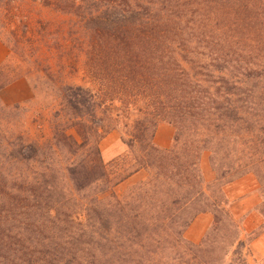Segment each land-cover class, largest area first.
Instances as JSON below:
<instances>
[{
	"label": "trees",
	"instance_id": "1",
	"mask_svg": "<svg viewBox=\"0 0 264 264\" xmlns=\"http://www.w3.org/2000/svg\"><path fill=\"white\" fill-rule=\"evenodd\" d=\"M73 37L78 62L46 76L57 80L55 118L70 114L80 142L58 126L44 146L0 138V264H119L110 226L136 233L140 202L164 193L162 214L202 202L218 224L224 188L248 175L264 220V0H0V39L25 66L3 64L0 91L47 51L64 61ZM160 123L175 131L170 148L154 144ZM117 130L130 154L107 167L99 142ZM31 166L55 173L40 194H29ZM140 171L150 179L120 199L116 187ZM65 181L67 200L56 188ZM68 203L83 215L66 213Z\"/></svg>",
	"mask_w": 264,
	"mask_h": 264
},
{
	"label": "rangeland",
	"instance_id": "2",
	"mask_svg": "<svg viewBox=\"0 0 264 264\" xmlns=\"http://www.w3.org/2000/svg\"><path fill=\"white\" fill-rule=\"evenodd\" d=\"M37 11H41V14L48 20L58 19L40 8ZM11 28L15 29L16 27L12 26ZM0 42L9 53L5 63L10 60L14 67L21 65L22 68H25L21 64L22 60L11 53L10 47L1 39ZM77 47L78 38L73 37V40L69 41L68 53L65 54L64 61L59 58L61 53H57L54 49L45 52L39 58V62L41 61L39 65L35 67L38 69L32 72V75L18 77L0 91V138L3 137L11 141L17 136H22L28 143L44 146L51 140L55 127L58 126L59 130H66L68 136H72L80 142L74 129H71L70 114L64 112L61 114V119L55 118V112L60 110L54 91L57 80L54 76H46L51 69L69 68L71 64H76L77 58L80 57ZM67 55L71 56L67 58ZM161 124L168 125L166 123L159 125ZM113 135L118 138L116 142L121 144L125 151L110 161L104 160L101 153L102 161L107 167H110L119 158L130 154L127 138L121 130L112 131L101 139L99 142L100 151L105 138H108V142L115 143L111 139ZM200 168L205 183L211 184L214 181V173L208 153L203 155ZM5 169L9 172V165H6ZM24 172L30 182L37 181L36 185H32L33 183L30 184L32 186L29 185L30 195L40 194L36 191L41 190V185L49 187L52 182L51 176L55 175L54 172L49 174L39 166L25 167ZM150 177V172L140 171L117 186L114 191L122 199L129 196L134 187L146 183ZM242 180H237L224 188L227 205L219 211L218 224H215L211 213L203 211L206 207L202 202L192 206L187 204L186 207L180 204V208H173L167 214L166 212L162 214V206L168 203V198L162 192L153 194L151 199L140 202V209L137 211V214L140 215L138 224L133 226L136 233L130 234L132 227L126 226L125 221L121 224L116 221L110 226L109 236L117 243L109 245V248L113 251H115L113 248H118V252L115 251L110 256L112 261H118L119 264H128L129 262L136 264H147V262L152 264H264V231L258 237L252 236V233L257 232L264 224V220L258 212V207L262 202L260 187L252 175H248ZM7 181L8 179L4 177L1 182L4 184ZM239 181H241L240 184ZM57 184V194L67 200L72 194L71 185L67 181L63 182V185L59 182ZM37 188L40 190H36ZM241 188L243 189L241 190ZM248 190L254 194L246 196L247 199L253 202L255 200L258 203L253 211L246 214L245 207H242L243 200L239 199V194ZM106 203L111 204L112 201L107 200ZM64 211L83 215L78 207L70 205L68 209L65 207ZM198 211L203 213L197 214ZM202 215H210L212 223L205 231H202L199 241L194 242L190 237L195 238L197 230L190 231V229ZM151 219L157 221L152 227L153 231L149 224ZM162 220H165V223ZM186 222H188L187 227L184 226ZM256 223H258L257 227L250 230ZM132 240L134 245L131 243Z\"/></svg>",
	"mask_w": 264,
	"mask_h": 264
},
{
	"label": "crops",
	"instance_id": "3",
	"mask_svg": "<svg viewBox=\"0 0 264 264\" xmlns=\"http://www.w3.org/2000/svg\"><path fill=\"white\" fill-rule=\"evenodd\" d=\"M8 55L9 53L6 47L0 42V66L5 63V61L8 58ZM173 137H174L173 128L169 125L161 124L157 128L154 138V144L159 149H167L171 146ZM111 139L115 143L108 142L109 141L108 138H105L103 140V148L101 149V153L103 159L106 161H110L116 158L117 156H120L125 151L124 147L121 144H118V142H116L118 139L116 136L113 135ZM241 181L243 180L241 179ZM241 181H239V184L241 183ZM242 189L243 188H241V190ZM251 194H254V192H252L251 190L239 194V199L243 200L242 207H245L246 214L253 211V209L256 207L258 203L255 200L253 202L252 200L247 199L246 196H250ZM211 223H212V217L210 215H202L201 217H199L190 229V231H192L193 229L197 230V232H195V235L197 236L195 238L190 237L191 240L194 242L199 241L203 233L202 231H205V229L208 228L211 225ZM257 225L258 223H256L253 226V228L250 230H253L255 226L257 227Z\"/></svg>",
	"mask_w": 264,
	"mask_h": 264
}]
</instances>
